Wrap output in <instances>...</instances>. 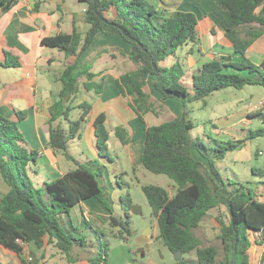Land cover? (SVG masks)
<instances>
[{"label":"trees","instance_id":"trees-1","mask_svg":"<svg viewBox=\"0 0 264 264\" xmlns=\"http://www.w3.org/2000/svg\"><path fill=\"white\" fill-rule=\"evenodd\" d=\"M19 1L0 0V19ZM32 1V11H39L43 0ZM79 1L86 5V31L79 30L74 23L71 33L45 36L40 42L41 46L64 52L67 58L59 77L62 88L50 108L49 145L74 160L76 167L37 187L31 172L34 173L39 150L27 146L18 122L0 106V173L9 186V190L0 197V248L19 256L22 261V242L37 248L54 245L66 256H71L76 244L86 245V236L77 226L66 230L59 216L71 215L74 207L92 198L102 202L110 211L109 216L98 215V218L109 224L112 236L129 242L133 235L130 195L121 197L125 218L119 217L113 213L110 196L102 186L106 166L100 159L112 160L105 112L94 119L98 158L80 162L69 151V142L80 138L83 123L93 107L92 103L83 101L80 116L70 118L81 77H86L83 85L87 90L100 94L104 89V79L95 80L97 73L92 71L91 63L87 59L82 60L102 32L118 34L130 45L126 56L136 64V68L120 75L117 84L122 97L128 99L141 121H145L147 113L159 112L151 93L145 89L150 75L155 76L154 88L163 99L174 98L184 106L181 116L146 128L140 158L146 169L165 174L177 184L173 195L160 185L143 186L157 219L158 237L172 252H183L182 259L174 261V264L217 263L219 248L205 244L195 229L210 210L223 207L225 210L216 217L220 225L218 238L222 242L220 264H252L250 249L253 243L264 246V201L244 185L231 187L235 183L227 182L216 166L217 160L223 159L241 143L213 138L214 146L209 147L202 137H193L195 125L189 118L187 106L229 87L264 86V59L255 63L247 55L248 48L264 34V0H217L234 19L235 25L227 30L226 37L239 58L224 55L205 62L191 74L192 91L182 83L185 70L179 59L171 66H164L162 62L172 55L177 56L186 44L198 41L199 21L195 12L168 14L152 0ZM72 57L75 59L70 60ZM0 66L19 67L21 61L7 52L6 60L0 62ZM16 113L19 120L27 115L26 110ZM249 116L264 120V105ZM261 135H264L263 127L251 132L252 137ZM116 137L123 145L130 142L124 126L116 127ZM195 150L208 160L209 165L194 156ZM223 215H227L226 218ZM84 221L85 226L92 224L89 220ZM252 232L258 233V241L251 239ZM108 250V245L103 244L100 255L91 259V264H108ZM192 253L195 259L188 257Z\"/></svg>","mask_w":264,"mask_h":264},{"label":"rangeland","instance_id":"rangeland-1","mask_svg":"<svg viewBox=\"0 0 264 264\" xmlns=\"http://www.w3.org/2000/svg\"><path fill=\"white\" fill-rule=\"evenodd\" d=\"M55 0H48L44 3V9L55 7ZM78 0H68L66 3V9L72 12H79ZM208 7V5H207ZM60 15V13H58ZM68 29H65L67 31ZM97 40V39H96ZM97 46L91 52L93 55L88 58V53L83 55V59H87L93 66V61L98 60L97 70H101V73L105 70H112L114 73L117 71L126 72L134 68L133 61L125 59L124 57L117 60V49L110 48V53H104L98 47L99 41H95ZM194 44V43H193ZM183 46V49L177 53L176 56H170L162 62L164 66H171L177 59L180 60L185 70V75L182 79L190 91L191 86V74L193 71L190 69L189 54L187 50L189 48ZM111 55V57H110ZM193 55L195 58H199V51L197 47L193 46ZM53 56L55 59L51 65L48 62V57ZM75 59L74 57H72ZM70 58V59H72ZM106 61V62H105ZM67 63V58L64 52L59 51L57 48H47L38 61V76L40 82L45 81V87L42 88L44 94H55L58 98L59 91L62 83H56L55 78L59 81V77ZM119 66V68H117ZM96 69H93L95 71ZM19 68L6 69V73L9 75H16L19 73ZM96 70V72H97ZM21 71V70H20ZM2 75V74H1ZM107 75H112L107 73ZM50 78L51 81L44 80ZM86 77L80 79V90L76 99L73 102V108L70 114L71 119H77L80 116L82 108L80 104L83 101L93 103L99 98L95 90H87L83 82ZM101 81V79L97 80ZM45 91V92H44ZM55 99V100H56ZM158 106V114L147 115V125L160 124L164 121L178 117L174 111L164 105L162 101L154 100ZM179 101V100H178ZM263 101L264 104V86L257 84H247L243 88L238 89L235 87H229L224 90L216 91L212 95L208 96L205 100L195 101L188 104L189 118L193 121L195 128L192 130V136L202 137L208 146H214L213 138L223 141H239L241 144L235 150L228 152L223 159L216 161V166L221 176L227 181L235 183L231 187H237L244 185L247 188L253 190L254 194L264 192V135L251 136V132L260 128H264V120L259 117H252L249 123L242 121V113L246 110L258 109L263 104H259ZM250 103L257 104L250 106ZM132 113V112H131ZM130 113V124L134 127L141 123L137 120L134 114ZM181 116V115H180ZM113 121L107 123V127L111 132L110 151L112 160L100 159L105 164V171L103 174L102 186L109 194L113 213L119 217L125 218L124 211L121 207V197L129 194L133 205L140 208V213L136 214L131 211V228L133 229V235L129 242H125L110 234L111 227L108 223H102L97 218H91L94 221L89 226H85V221L82 218L78 219L71 215L59 216L60 223L66 230H72L74 226L79 227L80 232L86 236L87 243L84 246L75 245L72 250L71 256H66L54 245L46 246L43 248H37L33 245H26L23 252V259L12 256L11 254L4 252L0 248V262L4 264H91V259H95L101 253V246L107 244L108 250V264H137L140 262H146L147 264H174L175 253L172 252L158 237L159 227L157 219L153 215L152 208L148 203V200L143 192V186L148 184L160 185L166 188L171 195H173L177 189L176 182L165 174H156L146 169L142 164L134 165L131 160L130 148L120 144L115 136V131L112 128ZM130 129V127H129ZM145 132V131H144ZM136 141L140 140L137 133H133ZM70 153L74 154L77 159H82L77 149H82L80 141L73 139L69 142ZM211 152V151H210ZM62 153V152H61ZM195 155L199 157L206 165H209L208 160L202 157L196 150ZM40 155V154H39ZM84 159L87 158L86 154L82 155ZM66 162V157L61 156ZM260 171V173L258 172ZM32 179L37 187H41L42 183L47 178H43L40 174L32 173ZM9 190V186L4 181L2 174L0 173V197L3 196ZM46 198V196H45ZM138 208V209H139ZM224 211L225 208L212 209L208 215L204 218L200 226L195 229L197 235H199L205 244H213L219 248V255L217 263L220 264L222 259V242L218 238L220 232V225L216 217L220 211ZM76 214H81V210L78 209ZM226 218L227 215H223ZM97 230H100L99 232ZM145 250L146 255L143 256L141 251ZM183 256V255H182ZM195 259V254L192 253L188 256Z\"/></svg>","mask_w":264,"mask_h":264},{"label":"crops","instance_id":"crops-1","mask_svg":"<svg viewBox=\"0 0 264 264\" xmlns=\"http://www.w3.org/2000/svg\"><path fill=\"white\" fill-rule=\"evenodd\" d=\"M47 1L48 0H43L40 10L33 12L32 0H20L17 6L3 14L0 19V62L6 60L7 52L12 56L18 57L21 61V66L19 67L0 66V106L6 108L10 118L18 122L20 129L25 135L27 146L30 149L39 150V154L42 152L41 155L38 154L37 162L34 165V173L37 174L38 177L42 174L41 176L43 178L48 179L45 181L63 176L68 170L75 168L76 163L72 159H67L72 163L64 161L61 156H66L60 151L54 150L49 145L50 130L48 120L51 117L50 108L56 99H53V97L56 96L55 94L51 95L52 90H50V94H44L41 91L46 83L45 81L42 83L40 82L38 76V61L40 57L44 55L47 47L41 46L40 42L45 36L54 35L60 32L71 33L73 31L74 23L78 26L79 30L83 32L87 29V24L84 20V12L86 9L84 3L78 0L80 11L72 12L66 9V3L68 0H55L56 9L49 7L45 10L44 3ZM152 1L157 4L161 10L168 14L175 15L178 11H193L198 16V41L186 44V47L189 48L187 53L189 54L190 69L193 72L205 62L219 56L225 55L233 56V59L239 58L234 53L231 41L226 37L227 30L235 25L234 19L229 10L217 0ZM58 13H60V15H58ZM65 29L68 30L65 31ZM96 39L97 40L95 41H99V49L104 53L109 54L110 48L114 47L117 49V60L121 59L123 61L122 58L124 57L132 62L126 56L130 45L123 41L118 34L106 35L105 33L100 32ZM194 45L199 51V58H195L193 55ZM95 46H97L96 42H94L88 49V58L93 55L91 52L96 48ZM110 54L112 55V53ZM247 55L255 63L263 61L264 34L255 40L248 48ZM47 59L50 65L52 61L55 60L53 56L48 57ZM70 60H73V58ZM82 60L84 59L82 58ZM97 65L98 60L96 59L93 61L92 71L93 69H96ZM133 66L135 67L127 71L134 70L136 64H133ZM11 68H19L21 71L19 70V73L16 75H9L11 73H6V71H4ZM117 68H119V66ZM96 70L93 71L97 73L95 80L103 78L104 89L102 93L98 94L99 98L92 103L93 107L90 115L83 123L82 135L80 138H76L80 141V145L82 146L81 150L77 149L82 159H77L74 154L71 155L80 162L98 158L99 155L96 147L94 119L101 112H105L107 115L106 126L108 122L113 121L114 124L112 128L115 131V136L116 127L124 126L127 129L130 142L125 146H129L130 148L131 160L134 165H139L141 162L140 158L143 151L146 128L150 126L149 124L147 125L146 118L150 113H147L144 116V122L141 121L129 105L128 99L122 97L117 84V79L125 72L119 73V71H117L114 73L112 72L114 71V68H112V70H105L102 73L100 69L97 70V72ZM107 73H111L112 75H107ZM44 80H46V82L51 81L50 78H46V76ZM154 80L155 76L150 75L148 78V84L145 88L146 91L151 93L153 100L162 101L164 105H167L168 108L174 111L175 115L180 116L184 109L183 103L174 98L167 100L163 99L162 95L154 88ZM54 81L60 83L56 78ZM260 102L263 103V101ZM19 110L27 111L26 117L22 120L18 119L16 113V111ZM254 110L255 109L252 108V110H246L243 112L241 115L243 117L242 121L249 123L252 118L249 115ZM131 112L137 117V120L141 123L140 125L133 127L130 124L129 118ZM133 133H137V135L140 137L142 136V138L136 141ZM120 144L122 143L120 142ZM83 154H86V159L82 156ZM194 156L199 158L195 153ZM256 191H258L255 194L256 197L259 200L264 201V192L261 193L258 189ZM78 209L81 210V214L75 213ZM72 213L78 219L82 218V221L89 220L92 223H94V221H91V218L93 217L100 220L98 215H110V211L107 207L94 198L82 201L79 205L73 208ZM258 236V233H251V239L253 241H258V238L260 239ZM263 249V245L258 244V242L253 243L250 249V259L252 264H264ZM3 250L12 256L20 258L5 249ZM141 253L143 256L146 255L145 250H142ZM137 264L147 263L140 262Z\"/></svg>","mask_w":264,"mask_h":264},{"label":"water","instance_id":"water-1","mask_svg":"<svg viewBox=\"0 0 264 264\" xmlns=\"http://www.w3.org/2000/svg\"><path fill=\"white\" fill-rule=\"evenodd\" d=\"M138 208H139L138 206L133 205L131 211L133 213L138 214L141 211L140 208L139 209ZM182 255H183V252L181 250H178L177 252H175V261H180L182 259Z\"/></svg>","mask_w":264,"mask_h":264},{"label":"built area","instance_id":"built-area-1","mask_svg":"<svg viewBox=\"0 0 264 264\" xmlns=\"http://www.w3.org/2000/svg\"><path fill=\"white\" fill-rule=\"evenodd\" d=\"M259 104H263L262 102H260ZM255 105H257V104H253V103H250V106H255ZM42 154V152H40V155ZM21 242V241H20ZM22 244L24 245V250H25V246L26 245H28V244H26V243H24V242H22Z\"/></svg>","mask_w":264,"mask_h":264}]
</instances>
